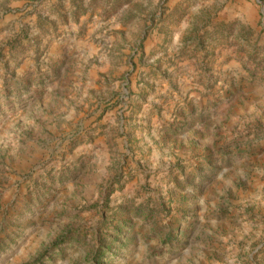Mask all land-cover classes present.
Segmentation results:
<instances>
[{"label": "rangeland", "instance_id": "rangeland-1", "mask_svg": "<svg viewBox=\"0 0 264 264\" xmlns=\"http://www.w3.org/2000/svg\"><path fill=\"white\" fill-rule=\"evenodd\" d=\"M0 264H264V0H0Z\"/></svg>", "mask_w": 264, "mask_h": 264}]
</instances>
